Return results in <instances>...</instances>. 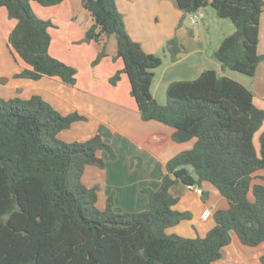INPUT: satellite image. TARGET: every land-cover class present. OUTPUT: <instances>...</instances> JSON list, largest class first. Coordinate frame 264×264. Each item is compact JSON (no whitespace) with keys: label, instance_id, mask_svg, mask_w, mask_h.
Masks as SVG:
<instances>
[{"label":"trees","instance_id":"16d2710c","mask_svg":"<svg viewBox=\"0 0 264 264\" xmlns=\"http://www.w3.org/2000/svg\"><path fill=\"white\" fill-rule=\"evenodd\" d=\"M33 1L52 6L63 0H0V8L15 20L7 37L9 49L27 65L14 76H57L73 84L76 68L49 53L52 22L34 11ZM173 1L182 18L206 5L217 16L228 17L234 31L222 38L213 56L222 68L254 75L264 58L257 52L264 0ZM81 3L93 20L83 40L116 38L113 58L123 65L109 82L115 85L124 73L142 120L173 127L175 142L195 141L165 162V172L160 164L157 189L142 187L148 209L115 210L110 195L99 211L94 207L96 187H86L80 177L86 164L103 167L96 150L112 152L102 128L85 141H64L58 132L83 115H62L36 94L0 97V264H213L232 233L246 246L264 242V185L252 183L255 171L264 169V109L254 104L252 91L205 69L192 80L169 82L166 102L159 104L151 83L161 58L131 38L115 0ZM166 47L172 61L183 49L174 37ZM104 55L101 49L94 63ZM201 181L210 182L228 207L214 211V225L202 237L167 233V227L189 216L172 208L178 198L170 188ZM259 260L264 264V254Z\"/></svg>","mask_w":264,"mask_h":264},{"label":"crops","instance_id":"0c3cea01","mask_svg":"<svg viewBox=\"0 0 264 264\" xmlns=\"http://www.w3.org/2000/svg\"><path fill=\"white\" fill-rule=\"evenodd\" d=\"M33 2H31L32 8L35 6L39 15L51 20L55 27L54 29L49 28L52 37L49 53L76 68L75 83L63 82L57 76L47 75L38 79L14 77L13 74L19 73L27 65L19 60L17 64H12L9 53H0V97L28 99L36 94L62 115L76 111L89 119L95 116L104 122H110L113 130L120 133L129 143V148L136 147L145 153L148 161L144 164V169L147 171L154 167L155 162L158 161L163 166L179 151L192 147L195 138L185 142H175L172 139L173 127L156 120L140 118L136 104L130 95V85L125 74H121V78L115 85L109 83V78L123 65L120 58L112 59L117 47L114 34L104 36L99 42L90 40L87 44L85 42L79 45L74 44V41L84 39L85 31L93 23L90 13L82 6L81 0H63L59 4L45 6L46 8ZM156 3L158 18L162 16L163 6L169 15L168 32L161 37L150 34L144 24L147 21V13L153 10ZM115 4L123 16L125 28L131 38L139 41L146 52L154 54L155 48L151 43H163L170 39L171 29L177 28V21L182 16V11L177 8L173 0H115ZM0 12L1 17L4 16V11L0 10ZM5 23L4 36L7 38L13 25L8 26V23ZM1 27L0 31H2ZM205 27L209 25L206 24ZM229 31L231 30L227 27L222 35H226ZM194 32L198 38L197 27ZM0 35L2 36V32ZM5 38L4 40L7 41ZM101 49H104L105 55L97 64L90 65L92 58ZM257 52L264 54V10L259 17ZM214 70L219 75L235 79L251 90L254 104L264 109V58L259 61L254 75L250 77V87L246 86L242 80L228 75L220 65ZM79 124L84 123L75 121L69 128L74 126L79 128ZM96 127L95 125L93 127L84 125L81 128L87 131L88 137L92 135ZM262 129H264V121L260 130ZM70 130L67 131L70 132ZM61 134H65L64 138L70 141L80 139L79 134L71 135L62 130L57 136L60 137ZM127 162L128 158L123 167L119 166L118 170L117 165H114L115 161L108 159L104 160L103 167L94 164L84 166L80 177L83 184L87 187L98 186L99 189L104 190L101 199L97 193L98 201L96 202L100 206L105 207L108 195L112 192L114 204L124 211L138 212L149 208L148 196L140 193L139 188L157 189L160 179L149 176L138 177V171L134 169L128 171ZM253 175L252 183L264 185V179H262L264 169L255 171ZM198 188L202 191L200 195L194 188L189 189L180 183L170 188V193L178 198L172 208L188 212L189 216L167 227V233H176L185 237H202L214 225V211L228 207L227 200L210 182H203ZM248 198L252 200V194L251 197L248 195ZM204 209L210 210L207 218L200 217ZM262 254H264L263 242L254 247L246 246L240 243L236 235L232 233L231 242L221 248V256L213 264H260L259 257Z\"/></svg>","mask_w":264,"mask_h":264},{"label":"rangeland","instance_id":"374dc122","mask_svg":"<svg viewBox=\"0 0 264 264\" xmlns=\"http://www.w3.org/2000/svg\"><path fill=\"white\" fill-rule=\"evenodd\" d=\"M33 3L39 5L42 8H46L45 6H41L40 4L36 2H33ZM33 9L39 15L35 6ZM163 9L164 11L162 13V16L158 18L157 17L158 10H157V3H156L153 10L147 13V21L144 23L146 30L150 34L155 35V37H161L167 34L168 32L167 24L169 21V15L168 13H166L164 6H163ZM0 10L4 11V16L2 17H1V12H0V27L2 24V27H1L2 31H0L2 32V36L0 35V53L1 54L9 53L11 57V63L17 64L18 63L17 61L18 60L21 61V60L20 59L16 60L14 58L13 54L11 53L9 49L8 42L4 40L5 38L4 36L5 25L4 24H6L5 22H7L8 26H10V24L12 26L14 23V19L8 17L4 7H1ZM199 13H202L203 16L200 18H197V21L195 23H191L190 17H194ZM181 18L182 16H180V19L177 21V25H176L177 28L173 27L171 29L172 37H174L177 43L183 48L179 51L178 57L175 61H172L170 58V53L166 47L167 41L166 42L163 41V43H159V42L151 43L155 48V54L161 58V64L154 69V77H153V81L151 85L152 95L159 104H165L166 102L165 89L169 82L173 80H192L196 78L202 70H205V69L214 70V68H218V65L221 66L220 62H218L213 56V52L217 48L219 43L221 42L222 38L234 31V25L231 22V20L228 17L217 16V14L215 13V10L210 5H206L200 8L196 13L187 14L184 18L182 19ZM206 24H208L209 27H205ZM195 27H197L198 29V38H197V34L194 32ZM227 27L231 31H229V33H226V35L223 36L222 34L227 29ZM50 28L54 29L55 27L52 24ZM5 39L7 40V38ZM84 42L86 44L88 43V41H85L82 39V40L74 41V44L79 45ZM99 52H97L95 56L92 58L90 65L93 66L97 64L99 60L103 57L101 56L99 60L96 63H94V60L97 58V55ZM260 55H264V54H260ZM112 59H114L113 56H112ZM200 69L202 70L200 71ZM223 69H225V72L228 75L236 79L242 80V82H244L246 86L250 87V84H251L250 77L251 76H248L236 70H231L229 68H223ZM14 75L15 74H13V76ZM84 117H85L84 119L77 120L78 122L81 121L82 123H84V124H79L80 125L79 128L77 126L76 127L74 126L73 128H68V129H71L70 132L67 131L68 129H65L63 131H66V133L68 132L71 135L79 134L80 137L79 136L78 137L80 139L79 140L75 139V140L85 141L91 136H93L95 132L98 130V128L101 127L102 130L105 132V137H104L105 141L106 143L110 145L112 152L109 153L107 150H103V149L96 150L95 154L99 159H101L103 162L106 159L115 161L114 165H117V170H118L119 166L123 167L125 160L128 158V162H127L128 171H131L134 169L138 171L137 172L138 177L145 178L149 176V177L159 179V175L161 174L160 173L161 171H160V163L158 161L155 162L154 167L150 171H147L146 169H144L145 168L144 164H146L148 161V158L146 157L145 153L141 152L136 147L129 148L128 146L129 143L126 141V139L123 136H121L120 133H117L116 131L113 130L112 124L110 122H109L110 123L109 125V123L104 122V120H101L95 116L90 117V119L87 116H84ZM84 125L85 127H88V126L93 127V125L97 127L95 131L92 133V135L87 137L86 135L87 131H84L81 128ZM257 134H255L254 136L255 144H256ZM64 137H65V134H61L59 138L60 139L62 138V140H65V141H70L68 139H65ZM72 140L74 141V139ZM126 156L128 157L126 158ZM142 161H143V166H142ZM156 166L157 168L155 169L154 174H152L151 172ZM161 170L165 172L164 164ZM80 182L83 184L81 179H80ZM203 182L208 183L206 181H201L200 185ZM179 183L183 184L181 182ZM194 186L198 188L199 185H194ZM95 187H96V200H97V193L101 199L102 193L104 190L99 189L98 186H95ZM139 191L140 193L146 194L145 192L142 191V187L139 188ZM111 193H109L108 196L110 195L112 196ZM248 195H250L251 197V191H249ZM96 200L94 202V207L99 211L104 210L105 207L100 206L99 203L96 202ZM105 206H106V203H105ZM113 206L115 210L124 211L115 204Z\"/></svg>","mask_w":264,"mask_h":264},{"label":"built area","instance_id":"2783aa9c","mask_svg":"<svg viewBox=\"0 0 264 264\" xmlns=\"http://www.w3.org/2000/svg\"><path fill=\"white\" fill-rule=\"evenodd\" d=\"M198 11V10H197ZM196 11V12H197ZM196 12H194V13H196ZM203 15H202V13H199V14H197L196 16H194V17H190V22L191 23H195L196 21H197V18H200V17H202ZM188 187L189 188H191V189H195V191H196V193L198 194V195H200V194H202V191H201V189L200 188H197L196 186H194V185H188ZM209 214H210V210L209 209H204L203 211H202V213L200 214V217L201 218H207L208 216H209Z\"/></svg>","mask_w":264,"mask_h":264},{"label":"water","instance_id":"95a60500","mask_svg":"<svg viewBox=\"0 0 264 264\" xmlns=\"http://www.w3.org/2000/svg\"><path fill=\"white\" fill-rule=\"evenodd\" d=\"M190 172H191V176H192V177H196V173H195V171H194L193 168L190 169ZM180 177H181V176H180Z\"/></svg>","mask_w":264,"mask_h":264}]
</instances>
